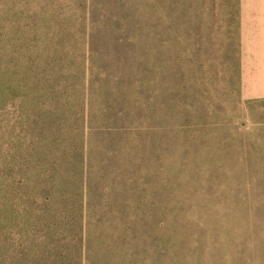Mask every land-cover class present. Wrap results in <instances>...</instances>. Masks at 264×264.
Listing matches in <instances>:
<instances>
[{"label":"rangeland","instance_id":"rangeland-1","mask_svg":"<svg viewBox=\"0 0 264 264\" xmlns=\"http://www.w3.org/2000/svg\"><path fill=\"white\" fill-rule=\"evenodd\" d=\"M175 3L0 0V258L60 264L86 229L91 264H264V0H203L195 23ZM34 137L49 160L79 148L67 224L58 198L22 200Z\"/></svg>","mask_w":264,"mask_h":264},{"label":"trees","instance_id":"trees-1","mask_svg":"<svg viewBox=\"0 0 264 264\" xmlns=\"http://www.w3.org/2000/svg\"><path fill=\"white\" fill-rule=\"evenodd\" d=\"M184 1V0H183ZM182 0H175V5H173V20L174 23L177 22H181L184 21L187 17V11H190L193 9V7H195V9L193 10V17L191 15H189V19L191 20L192 23L195 22H203V0H195L193 1H189V2H193V4H191L190 6H186L184 5V2ZM186 4V2H185ZM187 5V4H186ZM185 7V8H184ZM188 7V8H187ZM186 14V18L183 19H179L181 16ZM171 21V19H170ZM171 24V23H170ZM26 98V97H25ZM25 129V126H24ZM25 132V131H24ZM71 137V136H70ZM47 144H50L51 139L49 137H47ZM45 140V138H44ZM43 140V142H44ZM28 142V144H27ZM69 146L68 149L66 151V141L65 140H57L55 139L54 143H53V148L56 149L58 152H60L62 155L57 154V156H54L56 158H54L53 160H49V153L47 157H44V155L42 154V152L40 151V148L37 147V142H36V138H32V139H26L25 142V150L28 149L29 153H25V164L26 166L23 168H19V172L21 173V185L22 187H20L22 189V191L25 190V192H27L26 190H28L29 192H32L34 197H43V196H48L49 199H53V198H58L59 201H61L62 203V213L61 215V220L63 222V224H67V222H65L66 220H68V218L71 215L70 209H68L69 206V201H70V197L67 195V190L65 189V187L62 185L63 181H60L61 183L58 184L57 180H58V174L61 171H65V168L68 165L73 166L74 165V160L76 159V153L78 151V146L74 143L71 144V142H69ZM60 146L64 147L63 151H59L58 148ZM47 152V150H45ZM66 151V153H65ZM65 153V154H64ZM47 155V153L45 154ZM88 152L86 151V153H84V159L87 157ZM45 159H46V163H45ZM83 160V157H82ZM84 165V163L82 164ZM28 173H33V177L31 180H28ZM75 173V172H74ZM60 178H62V175L60 173ZM85 179L82 178V180L78 178V182H80V184H84ZM25 184V185H24ZM1 191V190H0ZM1 193V192H0ZM8 192L4 191L2 193V196H8V194H10V192L7 194ZM23 193V192H22ZM28 192L26 195H24V197L22 196V200H29L28 196ZM47 198V199H48ZM46 200V199H41V201ZM8 201H10V199L7 197V199H5L4 207H5V212L3 214V216L5 217V222L7 220H11L10 223L14 224V226L16 225L15 223L17 222V218L12 219V215L14 214L15 210L14 207L10 205V202L8 203ZM40 201V202H41ZM87 212V211H86ZM84 212L81 213L79 215V222H80V227L81 226H86L85 222H84V216H83ZM45 218H42L41 220V227H49V225L51 224L52 221V217L49 216L48 214L45 215ZM8 223V222H7ZM6 228V227H5ZM4 228V233L6 232V229ZM48 229V228H47ZM46 230V229H43ZM86 230V229H85ZM84 230V232H85ZM80 232V238H78L79 235H76L74 237H68L65 236V241H62L61 246L58 248V252H59V256L60 257V264H91L89 261V253H88V247L84 246V243H82V235L85 233ZM1 243V242H0ZM72 244V245H71ZM73 245H77L78 246V250H76V253L78 254L77 260L74 261V263H72V260H66L64 261L65 258H68L69 255L71 254V250H68L69 248H72ZM54 253V251L49 248L47 245H43L40 246L39 244L37 245V250H29L28 248H23L21 250V255L19 256V258H17V262L15 263L14 261V255L11 252H7L6 255L1 254L0 260L3 259V263L0 262V264H47L48 258L49 256ZM70 253V254H69Z\"/></svg>","mask_w":264,"mask_h":264}]
</instances>
